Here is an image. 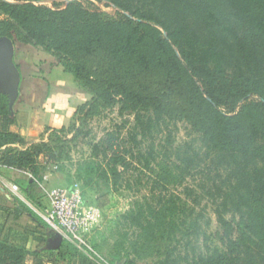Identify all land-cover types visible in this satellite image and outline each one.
<instances>
[{
    "label": "trees",
    "instance_id": "obj_1",
    "mask_svg": "<svg viewBox=\"0 0 264 264\" xmlns=\"http://www.w3.org/2000/svg\"><path fill=\"white\" fill-rule=\"evenodd\" d=\"M23 1H0V38L42 45L58 56V64L90 95L74 115L92 116L121 101L125 109H152L186 119L214 150L242 155L246 163L239 165L243 172L236 228L220 210L225 248L193 264H264V0H187L201 18L196 26L181 14L172 19L153 10L133 11L130 0H106L117 10V17L111 18L82 0L59 8ZM175 1L185 0L162 3ZM224 5L255 36L240 35L233 23L221 21V14L228 15ZM14 121L8 95L0 93V149L5 146L0 161L29 169L40 179L46 169L40 155L52 161L56 153L45 142L25 150L8 146L23 142L7 128ZM113 172L119 175L116 165ZM37 203L38 209L46 207ZM163 215L159 209L156 221H146L149 227L156 230ZM43 250L50 261L80 255L65 240L58 249ZM30 254L36 251L0 238V264H28ZM82 255L83 261L90 260ZM112 262L137 264L135 258L119 255Z\"/></svg>",
    "mask_w": 264,
    "mask_h": 264
},
{
    "label": "rangeland",
    "instance_id": "obj_2",
    "mask_svg": "<svg viewBox=\"0 0 264 264\" xmlns=\"http://www.w3.org/2000/svg\"><path fill=\"white\" fill-rule=\"evenodd\" d=\"M70 1L39 0L36 4L59 8ZM82 1L106 18L118 15L115 6L106 0ZM130 3L133 11L153 10L172 19L181 14L195 26L201 22L187 0L170 4H163L162 0H130ZM225 9L228 15L221 14V21L233 23L240 35L255 36L247 33L249 29ZM223 31L235 40L230 32ZM12 41L14 55L9 58L12 72L17 64L28 63L32 70L34 63H38L49 70L59 63L58 56L45 46ZM4 87L0 81V93ZM45 143L48 150L56 153V158L50 157L53 165L49 171H58L65 186L80 182L88 203L101 210L99 224L90 231L87 242L102 259L112 262L119 255L135 258L137 264H160L165 260L167 264H193L201 256L225 248L220 240L223 232L218 220L220 210L236 228L243 172L239 171V165L244 166L246 160L242 155L214 150L186 119L152 109H125L117 101L92 116L74 115L69 124L52 131ZM261 143L264 144V138ZM115 165L118 176L113 172ZM25 198L23 201L28 204ZM47 203L45 197L39 206ZM159 209L164 210V215L153 230L146 221H156ZM47 245L43 242L26 262L98 264L90 258L83 261L86 258L82 254H86L81 251L66 260L57 256L50 261L43 250L50 249Z\"/></svg>",
    "mask_w": 264,
    "mask_h": 264
},
{
    "label": "crops",
    "instance_id": "obj_3",
    "mask_svg": "<svg viewBox=\"0 0 264 264\" xmlns=\"http://www.w3.org/2000/svg\"><path fill=\"white\" fill-rule=\"evenodd\" d=\"M16 67L20 72V95L12 109L15 121L7 128L19 133L23 142L8 146L25 150L46 142L52 131L69 124L78 106L89 99V93L58 63L49 70L38 63H34L32 70L28 63ZM39 163L46 167L43 176L49 175L48 180L43 176L36 178L29 169L9 167L0 161V238L31 251L37 250L43 242L47 244L54 234L33 214L37 202L47 197L42 184L48 188L66 185L58 171H49L53 164L45 155H40ZM12 184L18 185L20 195L27 197L28 204L23 201L25 197L22 199L12 191Z\"/></svg>",
    "mask_w": 264,
    "mask_h": 264
},
{
    "label": "built area",
    "instance_id": "obj_4",
    "mask_svg": "<svg viewBox=\"0 0 264 264\" xmlns=\"http://www.w3.org/2000/svg\"><path fill=\"white\" fill-rule=\"evenodd\" d=\"M55 167L57 169V166ZM48 177L49 175L43 176L44 180H48ZM10 187L15 194L24 199L19 193L17 184H12ZM42 187L46 192L48 203L44 209H34L47 225L62 235L63 240L73 244L96 263L114 264L102 259L87 242L88 234L99 224L102 213L100 208L88 203L81 183L74 182L69 186L50 188L43 183Z\"/></svg>",
    "mask_w": 264,
    "mask_h": 264
},
{
    "label": "water",
    "instance_id": "obj_5",
    "mask_svg": "<svg viewBox=\"0 0 264 264\" xmlns=\"http://www.w3.org/2000/svg\"><path fill=\"white\" fill-rule=\"evenodd\" d=\"M5 53L9 58L14 55V44L11 38L5 36L0 38V55ZM9 72H5L0 68V81L4 84L3 93L8 95L9 107L12 110L13 104L16 98L20 95L19 83H20V72L16 69L14 76H8ZM63 242V237L59 233H54L49 239L47 247L50 249H58ZM124 262V261H123ZM122 262V263H123Z\"/></svg>",
    "mask_w": 264,
    "mask_h": 264
},
{
    "label": "flooded vegetation",
    "instance_id": "obj_6",
    "mask_svg": "<svg viewBox=\"0 0 264 264\" xmlns=\"http://www.w3.org/2000/svg\"><path fill=\"white\" fill-rule=\"evenodd\" d=\"M0 68L2 70H5L6 73L9 71L8 76H12V77L14 76V72H12V67L9 61V57L5 53H2L0 55Z\"/></svg>",
    "mask_w": 264,
    "mask_h": 264
}]
</instances>
